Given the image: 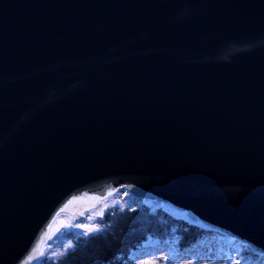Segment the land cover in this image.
<instances>
[{
  "label": "water",
  "instance_id": "water-1",
  "mask_svg": "<svg viewBox=\"0 0 264 264\" xmlns=\"http://www.w3.org/2000/svg\"><path fill=\"white\" fill-rule=\"evenodd\" d=\"M122 183L264 251V0H0V264Z\"/></svg>",
  "mask_w": 264,
  "mask_h": 264
},
{
  "label": "trees",
  "instance_id": "trees-1",
  "mask_svg": "<svg viewBox=\"0 0 264 264\" xmlns=\"http://www.w3.org/2000/svg\"><path fill=\"white\" fill-rule=\"evenodd\" d=\"M102 229L80 236V241L63 255L44 259L41 264H125L130 253L148 236L161 240H175L178 247L188 251L209 232L190 224L161 206L143 200L137 207L116 204L104 212ZM243 255L260 260L264 254H256L247 245Z\"/></svg>",
  "mask_w": 264,
  "mask_h": 264
},
{
  "label": "rangeland",
  "instance_id": "rangeland-1",
  "mask_svg": "<svg viewBox=\"0 0 264 264\" xmlns=\"http://www.w3.org/2000/svg\"><path fill=\"white\" fill-rule=\"evenodd\" d=\"M118 199L124 203L131 204L128 196H123L121 198L120 195H115L104 202L97 211L90 212L89 214L91 215L89 216V219H91L92 216L96 217L100 215L104 210L105 205L110 206L112 203L118 202ZM70 228H73L76 231H81L86 228L96 230L98 227L93 221H91L89 225H86L84 221H78L69 214L61 216L52 230L50 239L46 241L41 256L43 257L44 253L51 256L52 254L63 252L65 247L67 248L72 242L67 237H62V231L63 229L68 230ZM225 240L226 248L230 247L233 253H238L239 244L233 243L231 238H225ZM219 247L218 244L215 243V245L199 249L194 254H183L182 252H176L173 254V250L168 249L166 245L162 248L157 247L155 249L146 244L144 249L137 252L138 262L136 264H229L228 253L226 252L222 254L219 251ZM134 256L136 255L134 254Z\"/></svg>",
  "mask_w": 264,
  "mask_h": 264
}]
</instances>
